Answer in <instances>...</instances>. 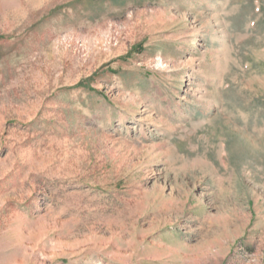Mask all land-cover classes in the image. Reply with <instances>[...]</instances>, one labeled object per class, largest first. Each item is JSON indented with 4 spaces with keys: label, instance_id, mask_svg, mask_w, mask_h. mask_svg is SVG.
Segmentation results:
<instances>
[{
    "label": "rangeland",
    "instance_id": "374dc122",
    "mask_svg": "<svg viewBox=\"0 0 264 264\" xmlns=\"http://www.w3.org/2000/svg\"><path fill=\"white\" fill-rule=\"evenodd\" d=\"M0 264H264V0H0Z\"/></svg>",
    "mask_w": 264,
    "mask_h": 264
}]
</instances>
